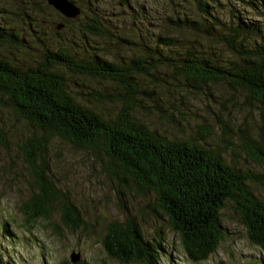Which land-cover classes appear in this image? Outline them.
Listing matches in <instances>:
<instances>
[{
  "label": "trees",
  "instance_id": "trees-1",
  "mask_svg": "<svg viewBox=\"0 0 264 264\" xmlns=\"http://www.w3.org/2000/svg\"><path fill=\"white\" fill-rule=\"evenodd\" d=\"M36 1L63 20L56 26L61 25V31L46 39L48 43L35 31L43 10L36 16L23 14L27 31L12 17L1 16L14 12L0 7V144L11 148L3 112L12 111L29 128L28 135L16 133L14 144L30 169L31 196L22 207L28 221L47 222L56 215L73 232L86 226L73 194L59 187L46 160L57 138L88 153L120 201L132 189L153 197L191 260H207L216 251L223 238L221 211L229 205L250 241L264 252V196L249 184L260 178L228 155L236 139L248 156L244 162L264 165V133L257 134L260 141L252 140L245 130L238 133L225 126L218 114L214 117L223 131L221 138H216L213 115L193 124L197 135L182 128L192 105L185 97L208 92V98H215L211 90L217 86L243 93L246 107L264 114V25L249 22L236 6L217 10L209 0H161L165 4L150 21L153 28L147 25L148 32L138 40L132 34L134 19L141 14L139 3L130 9L129 30L117 33L111 29L113 21L96 12L89 0L85 9L82 1L68 0L88 19L79 21L82 44L70 46L60 34L79 18L67 19L45 0ZM125 2L131 6L132 1ZM246 2L253 10H264V0ZM16 11L22 14L20 8ZM26 32L40 53L27 42ZM111 44L114 52L107 53ZM18 46L26 58L2 52ZM119 48L130 53L120 56ZM139 48L143 53L135 55ZM158 68L173 71L171 88L165 74L153 73ZM82 79L100 88L79 83ZM102 244L110 257L124 263L158 264L161 259V244L146 239L132 218L111 223Z\"/></svg>",
  "mask_w": 264,
  "mask_h": 264
},
{
  "label": "rangeland",
  "instance_id": "rangeland-1",
  "mask_svg": "<svg viewBox=\"0 0 264 264\" xmlns=\"http://www.w3.org/2000/svg\"><path fill=\"white\" fill-rule=\"evenodd\" d=\"M79 1H82V4H80L83 9L87 8L86 0ZM89 1L96 12L97 10L101 11L105 18H109L111 22L113 21L111 29L117 33L122 32V30H129L128 16L131 13L130 9L132 7L136 8V3H139L142 9L141 14L138 16L140 17L141 15V19L139 17L134 19L136 24L133 29H135L134 32L136 33L132 34L133 37H138V40L143 38L148 32L149 28L147 25L153 28L150 21H154L157 18L158 12L160 10L162 12L165 4L161 0H130V2L132 1L131 6L128 7L125 0ZM209 1L215 4L217 10H221L223 6V10L235 8L234 6H236L249 22L259 21L264 25L263 8L260 7V11L253 10L254 8L252 9L246 0H239L240 2L236 0ZM0 7L3 9L8 8L10 12H14L13 15L12 13H5L1 16L12 17V20L19 27L27 31L28 28H25V22L22 18L23 14L36 16L38 11H40L39 9L43 10L47 15L44 13L40 15L41 18L39 17L38 20H35V26H37L35 31L41 35L43 33L45 36H42L45 40L48 38L51 40L56 37L55 31H61L56 26L63 23V20L53 10L46 8V5L42 2L36 0H0ZM15 8L16 10L20 8L22 14L19 15ZM88 13L91 15V11H88ZM226 16L228 18L227 11ZM77 18H79L78 21H76ZM77 18L73 19L76 22L70 29L67 28L66 31H62L60 34V39L66 45L82 44L81 41L84 38L80 32L79 21L81 18L85 22L88 19L84 18L82 10ZM39 26H45V30H41ZM127 33L131 36L130 32ZM25 38L29 42L31 34L26 32ZM49 40H46V43ZM30 43L33 47V42L30 41ZM107 47L109 49L107 53L114 52L111 51L114 45L110 47L107 45ZM33 48L36 53L39 52L38 46ZM18 50L25 51L19 49L18 46L12 49L5 47L2 52L3 54L17 53L16 57L13 54L17 59L27 57L26 53L18 52ZM143 51L142 48H139L134 53L139 55ZM116 52L123 57H127L128 53H130L126 51V48H119ZM159 70L165 74L169 83L172 82L173 71L169 72L165 68H158L153 73H157L159 76ZM78 82L93 84L97 89L100 88L97 82H92L91 80L82 79L78 80ZM211 91L215 98L213 96L208 98V92L185 97L191 101L192 105H190L191 115L182 122L183 130L185 127L188 135H197L198 132L193 124L206 121L204 117L213 115L212 120L216 123L215 129L217 134H219L216 135L217 138V136L223 135L221 126L218 125L214 117L218 114L224 125L229 126L231 130L238 133L239 130H245L246 134L253 137L252 140L260 141L261 135L257 134L259 131L264 133V114L256 109L252 110L246 107L247 100L243 93L236 95L230 90H224L221 86L214 87ZM174 92L173 90L171 93ZM219 102L226 105H222ZM209 107L213 114L208 110ZM3 116L7 121L6 126L8 127H3L5 129L4 132L10 141L11 148H4L0 144V264H137L124 263L110 257L102 244L108 226L114 222H123L127 218L134 219L140 225L146 239L151 240L154 245L161 244V259L158 264H264V252L250 241L247 228L241 222L232 205L221 211L223 238L216 251L207 260H191L184 251L179 235L170 230L168 220L163 218L162 213L156 208L153 197L145 196L132 189L131 191L126 190V198L120 201L111 190L112 182L106 178V175L101 173L94 159L88 153L63 143L57 138L52 139L46 160L59 187L64 192L69 191L73 194L72 198L76 200L77 207L81 211L86 226L79 231L73 232L66 229L60 216L56 215L52 216L47 222L28 221V217L24 214L22 207L31 196V175L28 171L30 169L14 144L15 141L17 142L16 133L28 135L29 128L12 111L3 112ZM153 119H155L156 123L159 122L156 117H153ZM176 119H179V114L175 111ZM158 126L162 127L161 124ZM1 135L3 136V134ZM3 137L7 139L5 135ZM21 140L25 141L24 136L21 137ZM234 140H231L233 151L228 153L229 157L233 158L234 156L238 165L246 169L247 172L250 171L259 176L260 180L250 181L249 184L258 196L263 197L264 165L251 159L248 162H244L248 156L242 150L243 142ZM74 254L79 257H77L78 262L76 263L71 258Z\"/></svg>",
  "mask_w": 264,
  "mask_h": 264
},
{
  "label": "water",
  "instance_id": "water-1",
  "mask_svg": "<svg viewBox=\"0 0 264 264\" xmlns=\"http://www.w3.org/2000/svg\"><path fill=\"white\" fill-rule=\"evenodd\" d=\"M48 2L50 6L55 8L59 13H61L64 17L68 19H75L80 14L81 10L78 9L73 3L68 0H45ZM61 29V25L57 27ZM75 257V258H74ZM77 254H74L71 258H73V262H78ZM79 258V257H78Z\"/></svg>",
  "mask_w": 264,
  "mask_h": 264
}]
</instances>
